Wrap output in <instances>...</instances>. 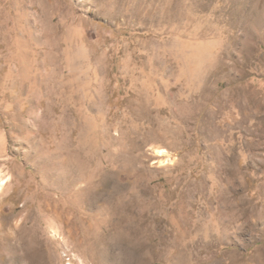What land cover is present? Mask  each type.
<instances>
[{
  "label": "rangeland",
  "instance_id": "rangeland-1",
  "mask_svg": "<svg viewBox=\"0 0 264 264\" xmlns=\"http://www.w3.org/2000/svg\"><path fill=\"white\" fill-rule=\"evenodd\" d=\"M0 177V264H264V0H0Z\"/></svg>",
  "mask_w": 264,
  "mask_h": 264
},
{
  "label": "bare ground",
  "instance_id": "bare-ground-1",
  "mask_svg": "<svg viewBox=\"0 0 264 264\" xmlns=\"http://www.w3.org/2000/svg\"><path fill=\"white\" fill-rule=\"evenodd\" d=\"M156 153L158 154V155H161V156H163V155H168V154H166L167 153V151L165 150V149H156ZM169 153V152H168ZM168 160H170V159H168ZM5 183H7V179H4V178H1L0 177V191H1V189H2V186L5 184ZM124 221V219L122 218V219H120L119 221H118V223H121V222H123ZM10 222H8L7 224H8V228L9 229H11L12 230V228H14V229H16L18 226H15L14 227V225H12V224H9ZM11 230H9L5 235L7 236V239H8V241L9 242H7V243H9L8 245V247H6V251H7V254H8V256H9V259H13V258H15L16 256H18V254L20 253V250H21V248H23V250L25 249V251L29 248V245H28V238L27 237H24L23 235H22V233L20 234V232L18 231V230H14L13 232H11ZM120 235H121V237L123 238L124 237V235H125V231H124V234H123V231L120 233ZM21 255V254H20ZM22 257V256H21ZM36 257V256H35ZM38 257V256H37ZM17 258V257H16ZM15 258V259H16ZM1 259V258H0ZM34 259H36V258H34ZM18 260V259H17ZM16 260V261H17ZM21 260V259H20ZM24 260H27V258L26 259H24ZM37 260V259H36ZM14 264H15V262H14ZM17 264V263H16Z\"/></svg>",
  "mask_w": 264,
  "mask_h": 264
}]
</instances>
